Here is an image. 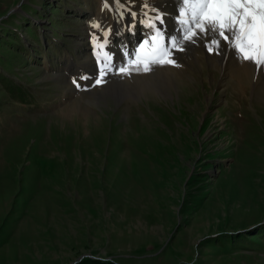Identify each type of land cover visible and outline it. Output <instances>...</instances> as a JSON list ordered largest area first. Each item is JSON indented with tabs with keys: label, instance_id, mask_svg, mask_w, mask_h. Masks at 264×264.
<instances>
[{
	"label": "rangeland",
	"instance_id": "obj_1",
	"mask_svg": "<svg viewBox=\"0 0 264 264\" xmlns=\"http://www.w3.org/2000/svg\"><path fill=\"white\" fill-rule=\"evenodd\" d=\"M145 1L0 0V264H264V68L194 62L171 95L86 78L112 8Z\"/></svg>",
	"mask_w": 264,
	"mask_h": 264
},
{
	"label": "snow or ice",
	"instance_id": "obj_2",
	"mask_svg": "<svg viewBox=\"0 0 264 264\" xmlns=\"http://www.w3.org/2000/svg\"><path fill=\"white\" fill-rule=\"evenodd\" d=\"M181 3L178 15L182 35L170 37L165 45L163 33L156 27V22L163 23V20L157 14L148 25L153 29V35L140 44L135 58L129 60L128 66L120 67L117 74L149 73L154 65L176 67L173 56L175 52L185 50L184 42L195 43L204 37H209L205 45L209 53L218 54L221 43L225 42L242 60L253 62L258 69L264 67V0H181ZM104 35V43H97L98 48L107 43L108 33ZM93 39L95 41V37ZM111 61L112 57L105 54L99 78L95 80L97 86L105 83V75L112 70Z\"/></svg>",
	"mask_w": 264,
	"mask_h": 264
},
{
	"label": "bare ground",
	"instance_id": "obj_3",
	"mask_svg": "<svg viewBox=\"0 0 264 264\" xmlns=\"http://www.w3.org/2000/svg\"><path fill=\"white\" fill-rule=\"evenodd\" d=\"M132 5L133 7H130V9L125 8L121 5H115V7L112 8V14L110 15L111 20L108 21L109 24L112 21L113 25L118 28L116 30V27L114 28V26L108 27L106 31L108 33L107 43L103 47V49H105V54L112 57V70L109 74H113L114 70H116L115 75L113 74L114 76L108 77V74L104 77V79L108 77L106 81H110L112 83V86L110 87L112 88V90L117 89L119 87L128 86V89L136 96L142 95L144 92H146L147 89H154L156 92L161 93L162 95H171L170 90L172 87L175 86V76L181 73V69L183 66H187L194 62L201 64L202 62H207L209 64L208 66L220 71L222 77L220 78L219 83H221L222 81L225 83V77L229 76V74L233 70L235 73L233 74L236 75V77L242 74V77L245 76L247 79H250V77L255 76V74L257 75L258 71L263 70L264 68L261 67L258 69L253 62L242 60L239 54L229 44L225 42L221 43L220 48L218 49V54L217 52L209 53L205 46L209 37H204L201 39H197L199 43L195 45H191L187 42L188 44L184 46L185 50L183 52L174 53L173 58L176 59V63L178 65L176 67L167 64L163 66L154 65L149 73L133 72L131 73V75L127 76L119 75L117 74L118 69L120 67L128 66L129 60L135 58V52L136 50H138L140 44L144 40H149L150 37L153 35V29L150 28L148 25L150 22H152V20H154L157 14H159V16L163 20V23H159L157 21L156 27L162 31L164 36L163 43L165 45L168 44L170 37L179 38L182 35L178 15L182 6L181 0H146L142 4ZM166 12L170 13V17L173 23L175 24L174 27H176L175 30H167L169 28L165 22L166 20L164 21L163 18ZM125 15L127 16L128 24H125ZM167 18V20H170L168 16ZM101 20L104 21L103 18ZM102 21L98 22L100 26L103 23ZM138 22H141L142 24V32H140L142 33V36H140L142 38L140 42L137 43L135 40L139 37L137 36V25L139 24ZM127 32H130V34H134L133 39L129 40H133V42H136V44L134 45L135 47H133V44H131V42L126 38ZM104 33L105 32H103V34ZM116 33H120V38L122 37V42H124V44H119V48L121 49L120 53L114 52L111 47L112 35ZM103 40H105V37ZM126 46L130 48V51H132L130 55L126 52ZM98 53L96 54L97 57ZM125 53H127V55ZM119 54H121L122 57L118 56ZM114 56L116 58H114ZM100 58L102 57L99 54V59ZM92 73L93 72L88 71V75H86V78L90 77V80L94 82L95 79L99 78L100 72L98 71L94 74ZM162 92H164V94Z\"/></svg>",
	"mask_w": 264,
	"mask_h": 264
},
{
	"label": "trees",
	"instance_id": "obj_4",
	"mask_svg": "<svg viewBox=\"0 0 264 264\" xmlns=\"http://www.w3.org/2000/svg\"><path fill=\"white\" fill-rule=\"evenodd\" d=\"M260 232H257V235H260L261 238L264 239V228L261 234H259ZM236 235H239L237 238H235ZM244 240L243 234H237V233H225L224 236L221 238L220 243H224V242H235L237 241L238 243H241ZM75 264H118L116 262V260L112 259V260H105V259H99V258H92V257H85L81 260H79L77 263Z\"/></svg>",
	"mask_w": 264,
	"mask_h": 264
},
{
	"label": "water",
	"instance_id": "obj_5",
	"mask_svg": "<svg viewBox=\"0 0 264 264\" xmlns=\"http://www.w3.org/2000/svg\"><path fill=\"white\" fill-rule=\"evenodd\" d=\"M85 256H88V257H92V258H94L92 255L85 254V255H82V256L80 257V259L83 258V257H85Z\"/></svg>",
	"mask_w": 264,
	"mask_h": 264
}]
</instances>
